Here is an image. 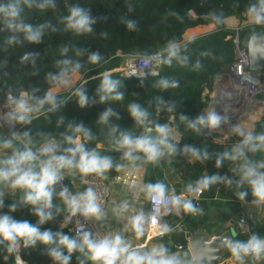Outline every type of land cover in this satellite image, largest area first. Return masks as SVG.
Wrapping results in <instances>:
<instances>
[{"label":"trees","instance_id":"16d2710c","mask_svg":"<svg viewBox=\"0 0 264 264\" xmlns=\"http://www.w3.org/2000/svg\"><path fill=\"white\" fill-rule=\"evenodd\" d=\"M5 2L7 0H0V3ZM41 4H45V0H28L27 3L21 0L23 22L30 24L33 29L44 26L38 43L29 42L23 32L4 29L0 23V105L8 102V95L18 98L22 93H27L29 96L43 97L56 87L49 80V74L59 73L57 62L61 60L79 61L82 66L78 73L84 79L76 89L57 97L60 106L56 111H47L49 105H45L41 115L34 117L30 124H20L19 134L28 132L35 147L43 143L45 136L68 147L63 143L62 134L73 135L69 125L75 127L82 124L90 129L94 137L86 143L88 149L101 145L104 150H111L109 132L113 125L133 135L142 133L143 129L135 124L128 111L131 103H138L149 111V119L154 124L174 127L183 136L178 147L190 145L208 152L207 160H198L193 166L190 164L196 181L203 176L204 171L208 172L207 176L226 175L227 168L233 162L225 160L217 168L216 158L225 151L230 152L242 137L235 135L225 140L218 132L208 128L193 130L187 126V121L180 120V116L185 115L189 120H194L202 114L206 107L203 97L206 87L214 86L215 78L228 71L235 61L237 37L243 43L249 34L255 37L264 35V25L241 27L237 32L226 28L224 24L231 17H248L249 7L257 5L258 0H52V4L43 8L39 6ZM74 6L85 9L94 19L91 32L78 34L67 29L65 17L70 15L69 10ZM129 21L134 22L133 28L128 27ZM203 25H215L216 31L183 43L189 29ZM170 43L178 45V58H174L171 64L162 63L157 76L129 77L120 71L125 62L124 57H150L158 53L166 57L164 50ZM64 48L68 51L62 54ZM78 50L82 53L79 56ZM96 52L101 57L99 63H90L88 57ZM25 56L28 58L24 59ZM105 73L111 79L120 81L118 91L123 93L122 100L100 101L101 93L98 89ZM164 79L175 82L176 87H158V82ZM261 81L264 86V74ZM77 89L84 90L88 97L84 107L79 105ZM108 108L117 115L110 117L108 124H101L99 117ZM169 108L172 110L169 111ZM261 133H264V119L256 125L255 134ZM247 155L252 161H264V152H249ZM239 179V174L234 176L232 184H228L225 190H220L221 182L204 190L200 202L201 212L196 217H206L211 205L233 204L239 213L242 212L243 204L254 202L255 198L246 183L237 186ZM65 186L72 193L68 182ZM60 189L58 185L56 191ZM240 191L248 193L244 200L237 196ZM23 195V191L18 189L16 196L3 199L4 206L0 208V215L8 214L16 220H26L36 225L38 217L31 205L22 202ZM193 203L196 205L195 201ZM13 204L16 205L15 211H11ZM53 204L62 209L64 207L58 196H54ZM62 214L67 215L64 211L55 214L53 220L39 225L40 230H51L54 233L59 231L75 237L69 229L55 225ZM184 214L186 221L192 217V214ZM181 222L177 217L170 222L171 232L177 233L176 238L171 237L172 245L166 244L170 253H177L179 247L187 245L185 232L179 229ZM249 224L251 236L256 234L264 238V224L256 219L250 220ZM249 238L241 234L235 240L246 242ZM7 245V241L0 243V264H15L13 251L9 252ZM18 246L20 257L27 264H59L49 254L54 245H44L37 241L34 245L25 246L24 241L20 240ZM63 251L67 255L66 249ZM228 254L232 256L229 249ZM81 261L93 264L80 252L71 255L69 264H81Z\"/></svg>","mask_w":264,"mask_h":264},{"label":"clouds","instance_id":"9594fccd","mask_svg":"<svg viewBox=\"0 0 264 264\" xmlns=\"http://www.w3.org/2000/svg\"><path fill=\"white\" fill-rule=\"evenodd\" d=\"M24 2L27 3L28 0ZM47 4H52V0H45V4L39 6L43 8ZM22 11L21 0H7L5 3H0V23L3 24L4 29L23 32L25 39L29 42L38 43L44 26L33 29L30 24H25L21 18ZM69 11L70 15L65 17L67 29L74 30L78 34L92 31L91 26L95 21L85 9L74 6ZM248 16L251 22L257 25L264 24V0H258L257 5L250 6ZM128 27L133 28L134 22L129 21ZM256 40L255 36L251 38L254 51H264V46L258 45ZM67 51L68 49L64 48L62 54ZM164 51L167 53L166 57H163L161 53L154 58L160 59V62L165 64H171L174 58H178L179 47L175 43H170ZM81 54L78 50L77 55ZM27 58V56L24 57V59ZM88 59L90 63L96 64L101 57L96 52L92 53ZM57 65L60 66L59 73L49 74V80L56 86H69L72 83V74L77 73L82 66L79 61L73 62L69 59L58 61ZM157 86L166 89L176 87V84L164 79L159 81ZM119 87L120 81L111 79L110 75L105 73L98 89L101 93L100 101L122 100L123 93L118 91ZM76 95L79 97V105L84 107L88 103L86 93L82 89H77ZM8 103L12 110L6 114L5 120L9 125L30 124L34 114L41 113L45 105H49L47 108L49 112L56 111L60 106L55 89L49 90L43 97L29 96L27 93H22L18 98L9 95ZM128 111L135 124L143 131L140 135H133L131 132L120 131L115 125L110 128L109 143L116 151L122 152L120 163L114 162L111 156L101 155L97 150L101 145H97L94 149L86 147V143L94 137L90 129L82 124L75 127L69 125L73 135L62 134L63 143L69 145L68 147H63L60 141L49 136H45L43 143L35 147L28 132L22 135L13 132L10 138L0 139V185L11 190H22L24 193L22 202L31 205L34 214L38 217L37 224L33 225L26 220H16L8 214L0 215V243L7 241L9 252L15 250L20 240L24 241L25 246L34 245L39 241L44 245H54L50 248L49 254L59 264H69L74 252L84 254L93 264H190L180 253H170L163 245L148 248L147 241L170 231L167 225L160 224L161 216L170 213L179 216L181 211L192 215L197 214L200 209L192 199L188 198L189 196L199 197L211 185L219 182L230 185L232 180L219 175L204 176L194 184L189 183L185 191L179 195L174 188L169 190L161 181L142 183L140 181L142 166L148 163L155 164L165 155L175 154L178 140L168 125L154 124L149 119V111L140 104L131 103ZM114 115L117 114L108 108L100 115L99 122L108 124L110 117ZM180 120L187 121V126L196 131H200L201 127L215 130L223 122L221 115L215 111H208L194 120L181 115ZM231 130L242 139L230 152L225 151L217 156L216 167H221L225 160L240 161L241 163L234 169L240 176L237 186L246 183L255 198L254 203L264 204V171H261L264 169V161H252L247 155L249 152H264V133L254 134L253 131L245 130L240 125H234ZM5 149H10V154L4 152ZM182 151L196 160L203 161L209 158L206 150L202 151L194 146L185 145ZM113 168L119 173L132 177L131 181L126 183L132 192L133 200H139L143 195V198L152 205L151 212L145 213L142 208L139 210L134 208L129 199H124L119 203L114 202L110 208L111 213L118 220L127 221L124 232H133L137 240L144 237L146 232L150 233L145 243L133 246L120 231L108 232L103 236L94 235L85 230L84 225L79 222H77L75 237L59 231L54 233L51 230H40L39 225L53 220L55 214L61 211L67 213L66 222L77 215L86 221H105L109 210L102 206L101 198L93 187L75 194L71 193L66 186L61 187L59 192L56 188L66 175L79 174L81 177L94 175L106 179V173ZM247 195L245 191L237 193L240 200H244ZM3 196L4 192L0 191V208L4 206ZM54 196L60 198L63 209L53 204ZM15 210L16 205H11V211ZM223 244L229 249L232 257L241 264L248 256L256 261L264 259V238L256 234L250 236L246 242L225 238ZM64 249L67 255L64 254ZM81 264L84 262L81 261Z\"/></svg>","mask_w":264,"mask_h":264},{"label":"crops","instance_id":"0c3cea01","mask_svg":"<svg viewBox=\"0 0 264 264\" xmlns=\"http://www.w3.org/2000/svg\"><path fill=\"white\" fill-rule=\"evenodd\" d=\"M224 24L226 28L231 30H236L237 28L250 26V25L251 26L257 25L251 22L249 16L246 17L245 19H241L240 17H231L229 19H226L224 21ZM215 31H216L215 25H203L189 29L184 35L183 43L190 42L201 36L212 34ZM241 45L245 47V41L241 43ZM263 74L264 72L261 74V76ZM83 79L84 76L79 74L78 72L72 74L71 76L72 83L69 86H56L55 88H53L55 89L56 96L58 97L73 91L83 83ZM212 90H213L212 86L206 87V90L203 94L204 101L206 102V107L202 111V114H206L210 110V102L213 99ZM263 95L258 97L253 109V113L250 116L251 118H248L247 120L242 122L243 123L242 127L243 128L248 127L249 128L248 130L253 131L254 134L256 131V125L264 119ZM169 128L172 130V134L177 137L178 143H176V141H173L174 143H176L177 152L170 156L165 155L164 157L159 159L155 164L148 163L143 165L142 172L140 173V181L142 183H155L157 181H161L167 185L169 190L174 188L176 194L179 195L181 192L185 191L186 186L189 183L194 184L196 182V178L194 176V170L193 168L190 169V166L191 165L193 166L198 160H196L193 157H190V155H186L183 153L182 151L183 148L178 147L181 145L183 141V136L174 127L169 126ZM221 135L225 140H227L233 138L236 134L231 131H225ZM0 139H6V138H3L0 135ZM97 150H99L101 155L111 156L114 162L116 163L122 162L120 159L122 155L121 151H116L115 149L104 150L102 146ZM10 152L11 150L7 151V153L9 154ZM239 163L241 162L240 161L233 162L227 168L226 175L224 177H227L228 179H232L234 176L238 175L239 173L234 169L237 168ZM107 174L109 176V180L111 183V192H112L110 204L107 209L109 210L108 216L103 222L93 221L96 224L98 231L92 230L91 232L94 235L98 234L100 236H103L108 232L114 233L120 231L125 236L126 239L131 241L133 246L145 243V241L147 240V236L150 233L146 232L144 237H142L140 240H137L133 232L131 231L124 232L123 229L127 221L125 219L118 220L111 213L110 208L112 207L114 202L119 203L124 199H129L134 208H136L137 210L142 208L145 211V213H149L150 203L143 198V195L140 196L139 200L132 199V192L128 189V185L126 183V181L130 182L132 177H128L123 173H119L114 168L110 170ZM207 174L208 172L204 171L202 177L207 176ZM81 178L82 177L79 174L66 175L67 182L70 184L73 194L84 191V188L81 183ZM227 186L228 184L221 182L220 190H225ZM17 190L18 189H16V191ZM188 198L194 201L192 196H189ZM233 206H234L233 204H226V203H221V205L219 206L211 205V209L206 217L201 218L192 215V217H188L187 221L183 211H181V214L179 216L175 215V213H170L169 216L166 218V221L170 224V222L175 217L182 220L181 224H179V229L185 232V236L187 240L186 246H189V243L193 239V236L196 232H203L205 236L208 238V240L221 236L227 232H232L231 239L235 240L239 235L242 234L241 229L239 228L238 225V221L241 216H245L248 221L252 219L253 220L256 219L262 224H264V207L261 204H257L254 202L243 204L242 212L239 213L236 212ZM66 216L67 215L62 214L61 217L55 222V225L61 229H66V228L69 229L71 220L66 222ZM176 235L177 233H175L174 231L173 233L170 232L169 234L163 237L154 236L152 240L147 241L148 248H151L154 245H163L166 247L167 243L169 246H171L172 245L171 237L173 236L174 238H176L177 237ZM182 247L185 246L179 247L178 253H180L186 259L185 254L180 252V249ZM190 264H197V262L193 261ZM215 264H241V262L236 261L232 256H230L227 250V252L224 255V258L221 261L216 262ZM243 264H264V259L256 261L253 260L250 256H248L244 258Z\"/></svg>","mask_w":264,"mask_h":264},{"label":"built area","instance_id":"2783aa9c","mask_svg":"<svg viewBox=\"0 0 264 264\" xmlns=\"http://www.w3.org/2000/svg\"><path fill=\"white\" fill-rule=\"evenodd\" d=\"M240 30L241 28L236 29L237 32ZM235 44L236 57L234 63L230 66L228 71L218 78L217 85L212 86L213 99L210 102L209 111H215L221 115L223 122L219 128L215 130L210 129V131L218 132L220 135L225 131L232 132L231 129L234 125H241L243 121L250 118L253 113L257 98L264 94V86L261 81V74H257L250 69L248 52L245 47L241 45L238 37L235 39ZM158 54L150 57H125V65L120 69V71L124 72V74L129 77H144L146 75L157 76L162 66L160 59L154 58L157 57ZM11 110V106L8 102L6 104L0 105V133L3 130H7L10 133V137L13 132L19 133L21 129L19 123L9 125L6 122V114ZM40 115L41 113L34 114V117H38ZM106 177V179L96 177L94 175L82 177L81 183L84 190H86L88 187H93L94 190H96L101 198L102 206L107 210L110 204L112 192L111 183L107 173ZM66 182L67 179L65 177L59 186L65 187ZM203 192L199 197H193L194 201L196 202V206L199 209ZM261 205L264 207V204ZM151 209L152 205L150 203L149 213L151 212ZM200 212L201 211L193 216H198ZM168 216L169 214L160 217V224L167 225L170 229V231L163 236L169 234L172 231L171 225L166 221ZM77 222L84 225V229L87 231H98L93 220L86 221L83 217L77 215L76 217H72L69 225V230H71V233L74 236H76V229L78 227ZM238 225L243 235L251 236L250 224L245 216H241L239 218ZM13 254L15 257V264H26L20 257L19 246L15 248Z\"/></svg>","mask_w":264,"mask_h":264},{"label":"water","instance_id":"95a60500","mask_svg":"<svg viewBox=\"0 0 264 264\" xmlns=\"http://www.w3.org/2000/svg\"><path fill=\"white\" fill-rule=\"evenodd\" d=\"M252 37L253 36L249 34L245 40V49L247 50L249 56V67L255 73L262 74L264 72V51H254L251 42ZM256 43L264 46V35L257 37ZM22 125L25 126V124ZM0 135L3 138H10V133L7 130H3ZM152 135L154 136L155 133L153 132ZM3 151L7 152L6 150ZM0 191L4 192L2 199L17 195L16 190H11L2 185H0ZM69 231L71 232V230ZM225 238L231 239L232 232H227L221 236L212 238L211 240H208L203 232H196L193 239L189 243V246L182 247L180 252L185 254L186 259L190 263L196 261L197 264H215L224 258V255L228 250V248L223 244V240Z\"/></svg>","mask_w":264,"mask_h":264},{"label":"rangeland","instance_id":"374dc122","mask_svg":"<svg viewBox=\"0 0 264 264\" xmlns=\"http://www.w3.org/2000/svg\"><path fill=\"white\" fill-rule=\"evenodd\" d=\"M127 58V57H126ZM126 58L124 57L125 59V62H126ZM125 62L122 64V67H124L125 65ZM219 77H217L216 79L218 80ZM215 80V79H214ZM217 82V81H216ZM216 84V83H215ZM215 86V85H214ZM258 99V98H257ZM248 127H245L244 129H247ZM6 151H10V149H6Z\"/></svg>","mask_w":264,"mask_h":264},{"label":"bare ground","instance_id":"6f19581e","mask_svg":"<svg viewBox=\"0 0 264 264\" xmlns=\"http://www.w3.org/2000/svg\"><path fill=\"white\" fill-rule=\"evenodd\" d=\"M216 81H217V82H215V83H216V84H215V86H216V85H217V83H218V80H216ZM221 83H222V82H221ZM221 83H220V84H221ZM220 84H219V85H220Z\"/></svg>","mask_w":264,"mask_h":264}]
</instances>
